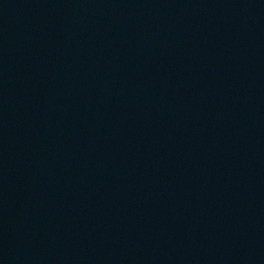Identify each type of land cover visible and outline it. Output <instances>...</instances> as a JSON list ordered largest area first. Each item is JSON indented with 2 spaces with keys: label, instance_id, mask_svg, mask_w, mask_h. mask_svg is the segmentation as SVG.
<instances>
[{
  "label": "water",
  "instance_id": "obj_1",
  "mask_svg": "<svg viewBox=\"0 0 264 264\" xmlns=\"http://www.w3.org/2000/svg\"><path fill=\"white\" fill-rule=\"evenodd\" d=\"M0 264H264V0H0Z\"/></svg>",
  "mask_w": 264,
  "mask_h": 264
}]
</instances>
